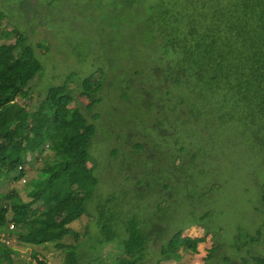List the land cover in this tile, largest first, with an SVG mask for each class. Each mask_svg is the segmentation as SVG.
Wrapping results in <instances>:
<instances>
[{
  "label": "trees",
  "instance_id": "trees-1",
  "mask_svg": "<svg viewBox=\"0 0 264 264\" xmlns=\"http://www.w3.org/2000/svg\"><path fill=\"white\" fill-rule=\"evenodd\" d=\"M73 1L57 0L55 3L58 2L59 5L55 9L46 8L43 12L37 11L36 7L32 16L40 21V28H45L48 21L60 26L64 24V27L68 24L67 27L76 33L77 39L81 38L85 45L91 47V55L87 59L95 57L98 60L103 47L114 43L112 39L107 42L103 40L107 33H114V18L107 16L111 21H102L105 27L82 26L84 20L103 19L104 13L101 16L97 11L93 15L88 14L84 7L81 9L84 14L76 13ZM111 1L112 7L107 8L102 2L100 10L122 13V16L132 19L129 21L132 24L142 21L140 7L134 0L123 3L120 0ZM132 9L137 12L128 11ZM80 19L82 21H78ZM4 20L5 14L0 11V189L5 182L27 180V165L43 163L37 174L39 188L29 194L30 203L15 201L19 197L15 191L12 194L0 193V228L9 219L15 229L14 236L20 237L22 242L33 246L54 243L57 250L66 253L65 264H80L78 249L83 244H80L79 234L64 221L86 215L87 202L95 197L99 181L96 177L97 163L92 160L90 151L98 140L118 142L120 144L116 145L118 149H114V152L119 154L121 149L128 148L132 158L140 157L142 161L144 157L150 164L152 160L160 158L163 170H178L179 178L181 173L183 175L184 172H189L188 168L191 169L198 157L204 158L203 148L215 143L213 137H210L212 141L206 140L207 143H203V139V148L198 149L199 153L195 155L189 149L200 131L199 118L206 107L210 120L216 118L215 113L219 115L217 130L218 125H224L223 120L224 126L237 120L245 131L252 133L255 143L263 150L258 174L262 183L260 197L264 208V0H163L160 3L154 0L150 15L148 14L145 21L152 22L153 29L150 33L156 38L152 44L154 54L157 53L164 60L163 68L156 66L154 69V76L161 79L163 84L144 87L143 80H137L139 71L126 74V80H122L125 73L114 77L108 68L102 66L97 69L101 73L99 79L93 80L95 74L81 77L80 73L74 72L67 75L64 84L35 95L38 96L35 99V93H32L29 85L42 72V64L26 36L17 30H4ZM122 28L118 26L119 32L116 34L121 35ZM97 35L100 38L97 39ZM109 50L108 56L112 57L115 52L113 48L109 47ZM73 52L78 54L75 49ZM78 58L86 59L79 54ZM113 58L108 60L112 69L117 65ZM71 84H75L76 88H70ZM177 86H188L189 92L196 95L199 93L202 100L210 93L206 106L201 110L184 101L182 105L168 108L170 117L161 120L164 117L161 113L164 106L156 104V97L153 98L147 108L150 109L153 105L157 109L154 120L156 129L153 128V131L161 135L153 149L147 146L144 140L146 135L139 132H130L125 141L116 135L112 138L102 136L99 139L103 129L99 122L107 115L103 106H111L113 110L110 118H116L122 104L125 108H131L135 99L151 98L152 90L165 92L164 95L172 97V89ZM80 96L90 99L92 109L88 114L94 120L89 119L80 109L71 108L79 102ZM160 101L162 103L163 100ZM229 107H232L230 117L224 113ZM142 108L143 103L139 110ZM93 112L97 114L94 116ZM77 113L81 116V122L74 124L73 115ZM172 119H176L174 124L171 123ZM176 127L179 129L177 134L173 132ZM129 129L135 128L129 126ZM203 129L205 135L207 127ZM180 133L185 138L174 139ZM168 137L173 138L172 146L179 151V155L172 152L164 154L159 150V146L164 144L162 139L166 140ZM123 142L124 148L121 146ZM117 156L114 155V158L119 159ZM177 161H180L178 165ZM149 166H145L148 174L143 172L139 176L130 175L127 182L135 181L140 188L150 185L145 181L153 172V168ZM191 175L194 176V173ZM173 177L177 180L176 175ZM147 189H136L140 199L152 198V193ZM146 192H150V195L146 196ZM76 198L80 202L76 203ZM118 200L116 195H112L100 205L97 223L102 234L99 242L105 246L116 244L123 248V254L117 258L116 264H141L145 259L147 245L158 230L151 226V221L147 226L145 219L136 216L137 202L127 200L128 210L123 211L122 201L114 204ZM35 205L44 207V213L30 222V216L35 213ZM182 235L181 232L168 245L169 249L163 251V261L180 262L181 250L197 253L198 246L205 240L184 238ZM70 238L75 242L68 244L66 240ZM237 240L239 244L233 248L238 249L239 254L243 249H248L246 253L250 259L245 260V264H264V256L254 251V246L264 242V225L253 234L240 232ZM221 247L216 246L209 253L207 261L219 256ZM9 248L6 243L0 244V264L7 262ZM35 259L37 264H46L36 255ZM219 259L226 264L233 263L229 256L221 255Z\"/></svg>",
  "mask_w": 264,
  "mask_h": 264
},
{
  "label": "rangeland",
  "instance_id": "rangeland-1",
  "mask_svg": "<svg viewBox=\"0 0 264 264\" xmlns=\"http://www.w3.org/2000/svg\"><path fill=\"white\" fill-rule=\"evenodd\" d=\"M56 1L0 0V11L5 14L4 30H17L26 36L43 67L36 80L29 85V89L35 93L33 99L38 97L35 95L46 93L51 87L64 84L67 75L74 72L80 73L81 77L95 74L93 80L99 79L101 73L97 69L102 66L108 68L112 73L111 76L114 77L119 73H125V76L121 78L122 80H126V74L137 70L139 71L137 80H143L144 87L163 84L161 79L154 76V69L156 66L163 68L164 60L162 61L157 53L154 54L152 44L156 38L154 34L150 33L153 29L152 22L145 21L148 14L150 15L154 0H134L136 5L140 7L139 14L142 20L135 21L134 24L129 22L132 21L131 18L122 16V13L100 10L102 2L107 8L112 7L113 1L111 0L73 1L72 5L76 13L84 14L81 12L82 7L88 14L93 15L97 11L98 15L101 16L104 13L103 19L78 20L82 21V26L89 28L91 26L105 27V24L101 22L111 21L108 19L109 17L114 18L112 20L116 28L113 29L114 33L109 32L103 37L104 42L112 39L114 43L111 46L105 45L106 47H103L99 53L101 58L98 60L95 57L87 59L91 55V47L85 45L81 38L77 39L76 33L67 27L68 24L64 27V24L60 26L48 21V23L45 22V28H40V21L32 16L34 9L37 7V11L40 12L47 10L46 8L55 9L59 5L58 2L55 3ZM120 1L123 3L130 0ZM157 1L160 3L163 0ZM128 11L137 12L136 9ZM118 26L123 27L121 35L116 34L119 32ZM98 38L100 35H97ZM109 47L113 48L115 52L112 55L114 57L112 60L117 65L113 69L108 63V60L112 58L108 56ZM74 49L79 56L86 58L85 61L78 58V54L73 52ZM119 50L122 51L119 53ZM163 87L165 88V86ZM70 88L75 89L76 85L71 84ZM188 89V86H177L172 89L174 91L172 97L164 95L165 92L152 90L153 96L151 98L145 97L143 100L137 98L131 108H125L120 102L122 104L118 111L120 114L116 118H110V112L113 110L111 106H103L107 115L104 116V119L102 118V122H99V125L103 127L99 139L102 136L112 138L116 135L125 141L130 132H139L144 136L146 135L144 140L147 146L153 149L154 143H158L161 135L159 132L153 131L157 109L153 105L148 109L147 104L156 97L154 102L164 106L161 112L164 117L161 120L170 117L168 108L182 105L184 101L202 110L206 106L210 93H207L206 99L202 100L199 93L197 95L191 94ZM199 92L201 93V91ZM201 95L203 96V94ZM78 99L79 102L73 104L71 108L80 109L83 114L92 119L88 114L92 109L90 99L84 96H80ZM160 100H163L162 103ZM131 102H133V98H131ZM142 103L144 108L139 110ZM231 108L229 107L224 112L229 117L230 112H232ZM93 114L95 116L97 112H93ZM208 114V107H206L204 114L199 118V122H201L200 131L196 134L189 149L195 155L199 153L198 149L203 148V139V143H207L206 140L212 141L210 137H213L215 143H210V146L203 148L204 158L198 157L191 169L188 168L189 172H184L183 175L181 173L179 178H177L178 170L172 171L166 168L163 170V166L160 165V158L152 160L150 164L146 162L144 157L142 161L140 157L132 158L131 150L124 148L125 142L121 143L124 149H121L122 152L118 154L114 152V149H118L116 145L120 143L98 140V143L90 151L92 160L97 163L96 177L99 181L95 197L92 201L87 202L86 215L68 218L64 221L69 228L79 234L80 244H83L78 249L80 264H116L117 258L123 254V248L119 245L105 246L99 242L102 234L97 223L99 208L112 195H116L119 199L114 201L115 205L122 201L121 203L124 204L123 211L128 210L126 207L127 200H131L133 203L137 202L136 216L145 219L147 226L151 221V226H155V230H158L152 235V241L147 245L145 259L141 264H226L222 259H219L221 255L231 257L233 259L232 264H245L244 261L250 259L246 253L248 249H243V252L239 254V250L233 247L239 244L237 236L240 232L253 234L264 225V208L260 197L262 183L258 174L263 159V150L255 143L252 133L245 131L237 120L227 123L226 126H224L225 121L223 120L224 125H218L217 130L216 123L219 115L215 113L216 118L210 120ZM221 117L224 118L223 115ZM73 122L74 124L81 122L80 114L73 115ZM175 122L176 119H172L171 123L174 124ZM129 126H133L135 129H129ZM204 127H207L205 135L202 132ZM173 132L177 134L179 129L176 127ZM75 134L76 131L73 132V135ZM176 138L184 139L185 135L180 133V136L176 135L174 139ZM220 142L223 143V146ZM162 143L164 144L159 146L161 152L164 154L165 152H172L179 155V151L174 150L172 146L173 138L162 139ZM114 155H118L119 159H115ZM82 157L85 158V156ZM187 158L190 159L189 155ZM42 163L36 164L34 162L31 166L27 165V180L17 183L5 182L1 186L0 193L12 194V191H15L19 196L15 201L22 204L30 203L29 194L39 188L37 174ZM179 163L180 161H177V165ZM143 164L145 165L142 166ZM145 166L153 168L150 177L145 180L146 183H150L147 186L148 189L141 185L140 188L135 181H132L133 183L127 182L126 179L130 175L139 176L138 174L143 172L148 174ZM191 173H194V176ZM171 174L172 176H170ZM174 175H176L177 180L174 179ZM143 188L152 193L151 199L149 197L144 200L140 199L136 189L143 190ZM150 192H146V196L150 195ZM75 202L78 203L80 200L76 198ZM33 208L35 213L30 216V222L34 221V217L43 216L44 213L42 206L35 205ZM113 208L116 209V206ZM9 222V219H6L0 228V244L6 243L10 247L7 252L8 260L5 264H37L35 255L46 264H65L66 253L57 250L56 244L44 243L33 246L24 243L19 239L20 237L14 236L15 229ZM181 232L184 238L205 239L204 243L198 246L197 253L181 250L182 260L180 262L175 260L163 261V251L169 249L170 246L168 245ZM66 241L68 244L75 242L72 238ZM216 246H222L218 252L219 256H214L212 260L207 261L209 253ZM254 251L260 253V256H264V242L254 246Z\"/></svg>",
  "mask_w": 264,
  "mask_h": 264
}]
</instances>
